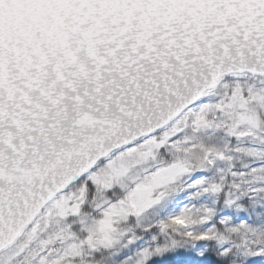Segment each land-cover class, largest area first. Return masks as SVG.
<instances>
[{
  "label": "snow or ice",
  "instance_id": "6c2138e0",
  "mask_svg": "<svg viewBox=\"0 0 264 264\" xmlns=\"http://www.w3.org/2000/svg\"><path fill=\"white\" fill-rule=\"evenodd\" d=\"M56 6L84 22L28 63L14 13ZM125 180L150 192L134 211ZM87 213L122 216L118 235L81 243ZM117 246L121 264H264V0H0V264Z\"/></svg>",
  "mask_w": 264,
  "mask_h": 264
},
{
  "label": "water",
  "instance_id": "95a60500",
  "mask_svg": "<svg viewBox=\"0 0 264 264\" xmlns=\"http://www.w3.org/2000/svg\"><path fill=\"white\" fill-rule=\"evenodd\" d=\"M79 12L80 9L56 6L36 12L27 9L19 14L14 13L13 39L21 45L20 51L24 52L22 58L30 63L28 49H31L32 54H37L41 46L49 49L59 46L63 50L68 42L69 32L75 34L79 29L76 23L80 20V16L76 14ZM84 15L87 18V13ZM83 22L80 20V23ZM65 29L68 31H64Z\"/></svg>",
  "mask_w": 264,
  "mask_h": 264
},
{
  "label": "rangeland",
  "instance_id": "374dc122",
  "mask_svg": "<svg viewBox=\"0 0 264 264\" xmlns=\"http://www.w3.org/2000/svg\"><path fill=\"white\" fill-rule=\"evenodd\" d=\"M140 174L141 176L143 175V173L139 172V169H133V171L129 174L128 180H130L132 177L136 176L137 174ZM128 180L124 181V184L126 185L127 188V194L124 197V201H118V203H123L126 202L129 206V208L134 211L137 204L140 202L139 199V195L140 193H143L144 198H148L150 196V192L147 190V186H142L139 182L136 183V187L133 188L131 186L130 183H128ZM106 213L108 212V209L104 210ZM75 215V214H74ZM123 217H117V219L112 220L111 218V214L103 216V217H99V218H93L91 219V231L89 234L88 239L85 240V238H82L80 241L81 243H86L89 239H94V241L98 242L104 239L105 236V229H110L111 233L113 234V236L118 235V226H119V222L120 219H122ZM63 221V220H61ZM61 221H56L54 222L53 226H57V224ZM110 221V222H109ZM41 225L42 226H46L47 225V221L46 220H42L41 221ZM113 225H116V227H113ZM89 228V229H90ZM52 230V228H50L48 230V232H45L44 235L50 233V231Z\"/></svg>",
  "mask_w": 264,
  "mask_h": 264
},
{
  "label": "trees",
  "instance_id": "16d2710c",
  "mask_svg": "<svg viewBox=\"0 0 264 264\" xmlns=\"http://www.w3.org/2000/svg\"><path fill=\"white\" fill-rule=\"evenodd\" d=\"M89 207L92 206V201L88 202ZM106 210V209H105ZM79 212V209H78ZM76 215V214H75ZM90 213L84 214V215H77V219L72 220L70 222V224H68V227H71V224H77L79 222V220L83 219L85 220V224H84V231L87 233L86 235L83 236V238L88 239L90 231H91V221L87 219L88 216H90ZM65 226V222L61 221L57 224V226H53L52 230L50 231V233L46 234L45 236H48L49 234L55 232L57 230V228H62ZM75 227V226H74ZM90 228V229H89ZM119 228V226H118ZM74 236H76V233H73ZM77 240H81V237L76 236ZM133 246H129V248H121L120 246L115 247L114 249H110L107 250L105 252H103V256H104V262L103 264H121V261L124 259V256L128 254L129 250H132ZM100 253L96 254L97 259H99L100 257ZM170 253H165L161 256L158 257H153L152 260L149 261V264H165V260L168 256H170ZM211 258L209 257V260ZM73 264H78V261L74 260ZM125 264H127V262H125ZM249 264H251V262H249Z\"/></svg>",
  "mask_w": 264,
  "mask_h": 264
}]
</instances>
